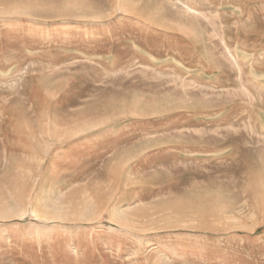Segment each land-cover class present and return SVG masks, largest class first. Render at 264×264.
Wrapping results in <instances>:
<instances>
[{
  "label": "rangeland",
  "instance_id": "rangeland-1",
  "mask_svg": "<svg viewBox=\"0 0 264 264\" xmlns=\"http://www.w3.org/2000/svg\"><path fill=\"white\" fill-rule=\"evenodd\" d=\"M0 264H264V0H0Z\"/></svg>",
  "mask_w": 264,
  "mask_h": 264
}]
</instances>
